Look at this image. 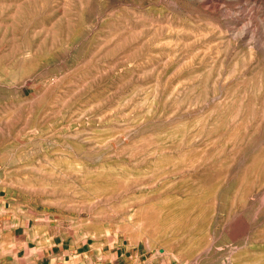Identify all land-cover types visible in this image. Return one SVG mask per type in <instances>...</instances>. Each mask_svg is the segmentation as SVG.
<instances>
[{
  "label": "rangeland",
  "instance_id": "374dc122",
  "mask_svg": "<svg viewBox=\"0 0 264 264\" xmlns=\"http://www.w3.org/2000/svg\"><path fill=\"white\" fill-rule=\"evenodd\" d=\"M1 206L84 264H264V0H0Z\"/></svg>",
  "mask_w": 264,
  "mask_h": 264
},
{
  "label": "crops",
  "instance_id": "0c3cea01",
  "mask_svg": "<svg viewBox=\"0 0 264 264\" xmlns=\"http://www.w3.org/2000/svg\"><path fill=\"white\" fill-rule=\"evenodd\" d=\"M4 208L0 207V264H84L79 247L74 249L61 244V249L53 252L50 245L47 253L44 246L36 244L37 236L20 229L18 216L5 212Z\"/></svg>",
  "mask_w": 264,
  "mask_h": 264
}]
</instances>
